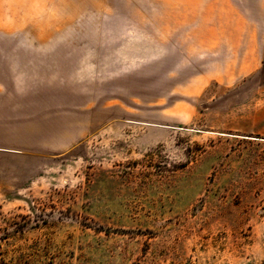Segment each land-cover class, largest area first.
I'll list each match as a JSON object with an SVG mask.
<instances>
[{
  "label": "rangeland",
  "instance_id": "1",
  "mask_svg": "<svg viewBox=\"0 0 264 264\" xmlns=\"http://www.w3.org/2000/svg\"><path fill=\"white\" fill-rule=\"evenodd\" d=\"M0 264H264V0H0Z\"/></svg>",
  "mask_w": 264,
  "mask_h": 264
}]
</instances>
